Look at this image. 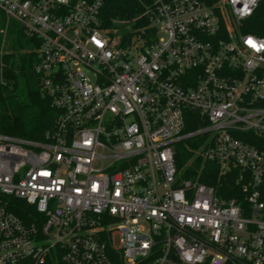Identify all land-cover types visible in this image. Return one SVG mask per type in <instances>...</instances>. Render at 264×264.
<instances>
[{
  "label": "built area",
  "instance_id": "2783aa9c",
  "mask_svg": "<svg viewBox=\"0 0 264 264\" xmlns=\"http://www.w3.org/2000/svg\"><path fill=\"white\" fill-rule=\"evenodd\" d=\"M260 1L141 0L117 33L104 0H0L40 41L54 111L40 139L0 132V264H264V38L243 31ZM192 138L232 196L184 177Z\"/></svg>",
  "mask_w": 264,
  "mask_h": 264
},
{
  "label": "trees",
  "instance_id": "16d2710c",
  "mask_svg": "<svg viewBox=\"0 0 264 264\" xmlns=\"http://www.w3.org/2000/svg\"><path fill=\"white\" fill-rule=\"evenodd\" d=\"M141 12V0H104L101 16L105 24L110 26L113 19H132ZM243 31L264 38V0L259 2L252 16L244 21ZM39 46L40 41L36 36L26 34L19 22L8 21L0 9V132L2 133L40 139L43 132L52 124L54 111L50 102L41 95L38 76L34 71ZM13 102L16 105H12ZM2 107H9L11 114L2 111ZM195 116L197 118V113L191 114V117ZM200 125L201 122L198 121L190 124L189 128L194 129ZM192 139L181 141L176 147L177 166L183 169L187 164L184 177L217 185L218 189L228 191L225 195L232 196L229 191L230 185L227 186L231 182L225 180L223 186L217 184L216 165L200 153L202 138ZM183 142L187 147L180 146ZM194 152L197 155L188 162ZM10 209L25 221L36 215L35 209L22 200L13 201ZM112 259L114 264H126L117 253H113ZM135 264H150V260L140 259Z\"/></svg>",
  "mask_w": 264,
  "mask_h": 264
},
{
  "label": "rangeland",
  "instance_id": "374dc122",
  "mask_svg": "<svg viewBox=\"0 0 264 264\" xmlns=\"http://www.w3.org/2000/svg\"><path fill=\"white\" fill-rule=\"evenodd\" d=\"M132 19H113V21H112V29L115 32H117V33H125V32H127V31H129L131 29V27L133 25ZM3 105L5 106V103ZM12 105H16V103L13 102ZM1 109H3L2 111H5V112H8V113L11 114V112H9V107H7V108L6 107L5 108L2 107ZM15 110L17 111V109H15ZM195 139H197V138H194L192 140H195ZM182 145H183V147H187L186 144H185V142H183L182 144H180V146H182ZM198 152H199V150H198ZM196 155H197V153L194 152L193 155L191 156V158L188 160V162L192 161V159ZM186 166H187V164L185 165V167ZM185 167L183 168V172L185 170ZM115 243L117 245L119 244V237L118 236L115 238Z\"/></svg>",
  "mask_w": 264,
  "mask_h": 264
}]
</instances>
